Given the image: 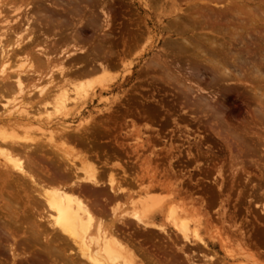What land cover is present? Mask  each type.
Here are the masks:
<instances>
[{
	"label": "bare ground",
	"instance_id": "bare-ground-1",
	"mask_svg": "<svg viewBox=\"0 0 264 264\" xmlns=\"http://www.w3.org/2000/svg\"><path fill=\"white\" fill-rule=\"evenodd\" d=\"M112 1L0 0V264H229L213 250L217 242L231 260L256 264L235 210L222 211L225 234L204 238L197 217L208 216L200 211L204 199L189 209L191 192L168 179L182 174L173 170V158L160 173L142 144L119 140L122 128H137L139 111L130 101L121 113L83 127L68 124L91 93L114 78L107 75L112 59L104 45L74 55L83 37L95 33L98 16L108 22ZM181 1L169 0L163 26L153 23L167 34L159 40L166 65L154 66L170 71L174 99L196 117L205 113L203 124L212 123L223 138L232 176L253 167L263 180L264 0ZM134 25L131 42L141 34ZM97 72L107 77L90 83ZM232 90L248 113L236 128L219 116L223 104L214 97L227 100ZM255 184L249 196L259 208L264 183Z\"/></svg>",
	"mask_w": 264,
	"mask_h": 264
},
{
	"label": "rangeland",
	"instance_id": "rangeland-1",
	"mask_svg": "<svg viewBox=\"0 0 264 264\" xmlns=\"http://www.w3.org/2000/svg\"><path fill=\"white\" fill-rule=\"evenodd\" d=\"M148 1L136 0L137 4H133L132 0H115L110 2L111 12L108 17L109 19L107 18L109 23L106 22L105 17L98 16L97 21L94 22L101 23L102 25L95 23L94 25L97 27L95 33H87L83 37L86 43L82 44V42L78 44L79 50L75 51L74 55L85 52L86 48H101L104 45L101 49L103 50L104 47H107L106 49L109 53L106 49L103 52L106 53L107 60L109 59L110 61L109 56L112 59L111 63H109L107 75L114 78L109 80L110 82H105L107 86L105 89L100 90L97 88L92 92L88 102L79 108L81 114H79L78 110L74 114L75 117L72 120H70L71 118L68 119L67 122L70 127H83L88 120L96 119L95 121H97L104 119L109 114L116 113V111L121 113L124 110L122 104L130 101V105L135 106L136 111H139V116L134 118L135 126L139 133L136 135V129L126 126V128H122L120 131L121 139L119 140L127 142L129 146L133 147L142 144L144 156L146 155L153 160L151 166L157 163L158 168L156 171L158 170L160 173L162 168L168 169V162L173 158V160H170L172 162L171 165L173 164V170H181L182 172L180 173L182 174L173 175L170 173L168 179L170 181L175 180L179 187L183 185V188L191 192V197L193 198L191 204L193 206L187 204L189 209L197 207L200 197L204 199V208L200 211H206L208 216H197L201 218L199 225L201 229L200 234L204 238H208V233L211 231L212 233L215 231L217 234H225L227 224L223 220L222 211L224 208H227L229 212L235 210L237 224H241L244 226V230L248 231L245 240V246H247L245 248L246 252L253 255V258H255L254 263L264 264V207L260 206L264 199L258 202L260 204H258L259 208H255L253 207V197L249 196V193L255 189L257 180L264 183V179L260 180L257 177V173L253 167L246 169L248 176L243 174L242 171H240V175L234 173L235 175L233 174L232 176L228 169L229 164H227L232 159L230 152L227 150L223 138L216 132V129L210 128V124L212 123L203 124L206 118L205 113L203 114L204 116L202 113H199V117H196V114L195 116L191 114L188 108L184 107V109L183 104L181 105L178 99L177 101L174 99L175 96L170 85L173 80L168 77L170 76V71L162 69L166 63L162 57L163 50L161 42H159L161 36H166L167 34L161 31V28L155 27V24L160 27L164 25L165 17H163V14L167 11L166 8L170 6V2L169 0H160L155 4H151ZM178 2L182 1L178 0ZM148 3L151 4V8ZM84 18L86 19V17H82L80 20H83H79L82 24L86 22ZM103 23L107 25H103ZM136 23L139 25L141 34L138 40H132L133 43L131 42L130 31L135 27L134 24ZM153 23L155 24L153 25ZM103 27L106 28L103 30ZM107 34L109 35L108 37L101 38ZM50 38H52V35ZM123 40H127L125 41V45L122 43ZM151 62L152 64H150ZM106 63L108 62L106 61ZM155 63L162 67L159 68L158 65L154 66ZM13 64L14 62L11 63V67ZM158 69H161L163 75ZM93 75L89 78L91 80L90 83L106 76V73L97 72ZM204 91L201 90V93ZM206 93L204 92L203 94H208L209 96V93ZM227 94L229 96L227 100L226 98L223 99L222 96L217 97L214 95L223 104V109L219 116L224 122L226 121L225 123L228 122V125L232 124L231 126L236 128L235 126L239 127L245 123L248 117L247 108L244 106L243 98L238 92L232 90ZM47 109L50 108L47 107ZM201 115L203 119L200 118ZM129 118L131 117H127L126 124L130 125ZM234 128L232 127V129ZM128 129L131 131L126 133ZM133 134L136 136L133 137ZM150 146L151 149L149 148ZM262 149L264 148L262 147ZM188 151L191 152V155L187 154ZM133 156L137 157L136 155ZM255 159L257 157L252 158V161ZM249 168L251 169L249 170ZM147 174L149 175L150 173L145 172L143 176L146 178ZM139 175H141V172H139ZM248 178L255 180L253 182L251 179L254 184H251V180ZM247 181L250 185L247 184ZM164 190L156 192L163 194L166 193V190ZM259 193L262 194V191ZM226 198L228 199V204L222 201ZM250 201V207L254 208V211L251 213L249 212L250 210L246 209L247 203ZM190 226L193 225L191 224ZM230 238H232V241L236 245L237 243L239 245L243 244L236 236H230ZM235 244H233V249L238 250V246ZM220 249L217 242L213 250H215L219 258H225V261L229 264L242 260L246 264H251V261H247L241 257H236L235 261L231 260Z\"/></svg>",
	"mask_w": 264,
	"mask_h": 264
}]
</instances>
